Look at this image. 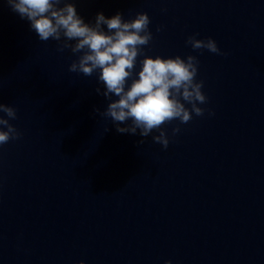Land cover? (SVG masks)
I'll list each match as a JSON object with an SVG mask.
<instances>
[{
	"label": "clouds",
	"instance_id": "clouds-1",
	"mask_svg": "<svg viewBox=\"0 0 264 264\" xmlns=\"http://www.w3.org/2000/svg\"><path fill=\"white\" fill-rule=\"evenodd\" d=\"M11 10L30 22L42 42H57V51L66 49L79 54L68 67L72 73L92 76L98 73L102 83V95L109 99L107 108L100 113L110 118L119 133L142 137L154 131L158 135L152 140L167 149L169 137L162 127L172 121L189 123L193 114L204 116L208 98L202 91L203 80H197L199 59L188 55L182 58L152 57L144 54V49L153 39L149 25L150 17L145 12H137L134 18L125 19L122 13L106 17L97 13L94 23H85L78 15L75 4L69 0H6ZM106 25L107 30L103 26ZM157 27V31H160ZM198 34L187 37L186 44L194 51L207 50L213 54L227 56L211 37L198 39ZM141 68L135 73L138 57ZM129 80L131 83L129 84ZM96 91L101 93V89ZM112 96L117 99L112 100ZM186 105H190L187 107ZM99 111V110H97ZM209 115H214L207 110ZM0 146L20 138L21 133L10 123L17 118L16 109L0 103ZM130 122V123H129ZM125 124V127H121ZM107 130V129H106ZM180 132L179 126L172 134ZM144 143V140L139 142ZM78 264H84L79 261ZM171 264V261H165Z\"/></svg>",
	"mask_w": 264,
	"mask_h": 264
}]
</instances>
